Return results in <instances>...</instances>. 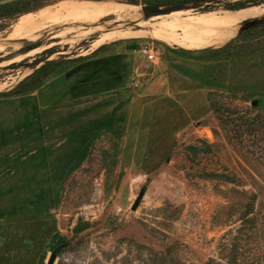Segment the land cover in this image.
<instances>
[{"label":"rangeland","instance_id":"1","mask_svg":"<svg viewBox=\"0 0 264 264\" xmlns=\"http://www.w3.org/2000/svg\"><path fill=\"white\" fill-rule=\"evenodd\" d=\"M63 1L149 6L0 0V264H264V26L199 50L109 38L150 15L6 41ZM239 2L264 4L177 11Z\"/></svg>","mask_w":264,"mask_h":264},{"label":"bare ground","instance_id":"2","mask_svg":"<svg viewBox=\"0 0 264 264\" xmlns=\"http://www.w3.org/2000/svg\"><path fill=\"white\" fill-rule=\"evenodd\" d=\"M110 15H125L134 20H143L145 16L150 15L157 21V23L149 25L147 30L142 33L133 31L114 32L109 35L111 40L150 37L165 41L176 48L199 50L211 45L223 44L233 38L239 32L244 21L264 15V4L236 12H210L189 17L184 11L159 13L157 9L129 6L111 1H63L55 7L23 16L6 41L31 37L45 29L46 26L61 21L74 19L87 22ZM253 19L264 20V18ZM2 51L3 48L0 47V52Z\"/></svg>","mask_w":264,"mask_h":264},{"label":"water","instance_id":"3","mask_svg":"<svg viewBox=\"0 0 264 264\" xmlns=\"http://www.w3.org/2000/svg\"><path fill=\"white\" fill-rule=\"evenodd\" d=\"M207 0H202V1H194V2H189V3H184V4H154V5H149V6H145L144 8H162L164 10V12H172V11H177V10H187L189 7L191 6H199L203 3H205ZM163 5V6H161ZM264 22V20H258V19H249V20H246L244 21L241 26H240V29H239V33H244V32H247L253 28H255L256 26L262 24ZM35 44H38L37 41H31L29 42L26 47H30V46H33ZM61 59H65V56L62 55L61 58H57V59H47L45 60L43 63H40L39 64V67H42V66H45V65H49L53 62H56V61H59ZM38 62L37 63H33L31 64V68L37 66ZM255 104L256 103H259L258 101L254 102ZM54 261V256L53 258L51 259V263Z\"/></svg>","mask_w":264,"mask_h":264},{"label":"trees","instance_id":"4","mask_svg":"<svg viewBox=\"0 0 264 264\" xmlns=\"http://www.w3.org/2000/svg\"><path fill=\"white\" fill-rule=\"evenodd\" d=\"M122 1L131 2V3L138 2V0H122ZM143 1L149 5H153V4H184V3L202 1V0H143ZM248 3L249 2H239V3H236L235 5L227 6L225 8L226 10H229V11L239 10V9L246 8L248 6L247 5ZM261 26H264V22L261 24Z\"/></svg>","mask_w":264,"mask_h":264},{"label":"built area","instance_id":"5","mask_svg":"<svg viewBox=\"0 0 264 264\" xmlns=\"http://www.w3.org/2000/svg\"><path fill=\"white\" fill-rule=\"evenodd\" d=\"M140 52L146 57L147 61L152 62V63L156 62L157 58H156L155 53L151 47L144 46Z\"/></svg>","mask_w":264,"mask_h":264},{"label":"flooded vegetation","instance_id":"6","mask_svg":"<svg viewBox=\"0 0 264 264\" xmlns=\"http://www.w3.org/2000/svg\"><path fill=\"white\" fill-rule=\"evenodd\" d=\"M35 45H36V44H35ZM35 45H33V46H35ZM33 46H30V47L26 48L25 50H29V49L32 48Z\"/></svg>","mask_w":264,"mask_h":264}]
</instances>
